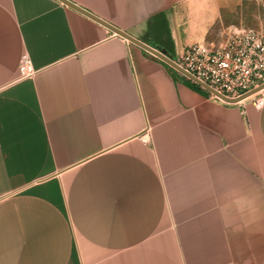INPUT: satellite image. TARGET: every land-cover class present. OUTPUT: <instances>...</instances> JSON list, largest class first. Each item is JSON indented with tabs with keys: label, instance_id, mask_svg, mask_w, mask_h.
<instances>
[{
	"label": "crops",
	"instance_id": "0c3cea01",
	"mask_svg": "<svg viewBox=\"0 0 264 264\" xmlns=\"http://www.w3.org/2000/svg\"><path fill=\"white\" fill-rule=\"evenodd\" d=\"M67 1L171 59L245 28L211 0ZM262 96L222 103L58 0H0V264H264Z\"/></svg>",
	"mask_w": 264,
	"mask_h": 264
},
{
	"label": "built area",
	"instance_id": "2783aa9c",
	"mask_svg": "<svg viewBox=\"0 0 264 264\" xmlns=\"http://www.w3.org/2000/svg\"><path fill=\"white\" fill-rule=\"evenodd\" d=\"M173 60L217 94L227 99L239 98L264 84V29L231 27L220 45L193 44L185 47ZM18 71L21 78H30L35 72L26 57L21 60ZM263 91L249 97L254 98L257 108L263 104Z\"/></svg>",
	"mask_w": 264,
	"mask_h": 264
},
{
	"label": "rangeland",
	"instance_id": "374dc122",
	"mask_svg": "<svg viewBox=\"0 0 264 264\" xmlns=\"http://www.w3.org/2000/svg\"><path fill=\"white\" fill-rule=\"evenodd\" d=\"M224 24L264 29V0H211Z\"/></svg>",
	"mask_w": 264,
	"mask_h": 264
},
{
	"label": "water",
	"instance_id": "95a60500",
	"mask_svg": "<svg viewBox=\"0 0 264 264\" xmlns=\"http://www.w3.org/2000/svg\"><path fill=\"white\" fill-rule=\"evenodd\" d=\"M60 2H62L63 4L75 9L76 11L88 16L89 18L97 21L98 23L102 24L103 26H105L107 29H109L111 32H113L114 34H116L117 36L125 39L126 41L140 47L141 49L145 50L147 53L153 55L154 57L160 59L161 61H163L164 63H166L167 65H169L170 67H172L173 69H175L177 72H179L180 74H182L183 76H185L186 78H188L189 80H191L192 82H194L195 84L199 85L200 87H202L204 90H206L207 92L217 96L219 99H221L223 102L227 103V104H237L247 98H249L250 96H252L253 94L257 93L258 91L264 89V84L256 89H253L252 91L242 95L239 98L236 99H227L225 97H223L222 95L217 94L216 92H214L212 89H210L208 86L204 85L203 83H201L200 81H198L197 79H195L194 77L190 76L189 74H187L185 71H183V69H181L175 62L173 59H171L170 57L166 56L164 53L148 46L147 44H144L142 42H139L135 39H133L132 37H130L129 35H127L126 33L116 29L115 27L99 20L98 18H96L95 16L91 15L90 13H88L87 11L81 9L80 7H77L76 5L72 4L71 2L67 1V0H58Z\"/></svg>",
	"mask_w": 264,
	"mask_h": 264
}]
</instances>
